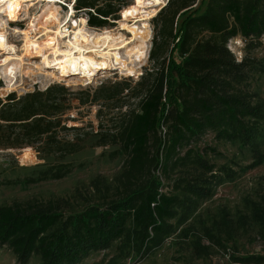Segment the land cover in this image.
<instances>
[{
    "label": "trees",
    "instance_id": "obj_1",
    "mask_svg": "<svg viewBox=\"0 0 264 264\" xmlns=\"http://www.w3.org/2000/svg\"><path fill=\"white\" fill-rule=\"evenodd\" d=\"M95 1L76 0L75 7L93 8ZM194 1L169 0L153 17L151 67L133 85L129 79L101 83L80 99L82 104L101 101L109 109L137 101L135 107L110 116L105 129L99 126L96 133L77 134L72 141L60 138V130L80 131L60 118L69 93L62 85L0 101L2 148L34 146L41 157L63 159L81 151L85 138L91 137L92 146L115 144L110 155L123 157L111 181L96 176L85 192L76 188L68 198L1 204L0 247L8 248L18 262L37 257L41 264H78L119 240L127 241L136 255H145L183 226L178 233L198 258L222 249L235 263L264 264V254H235L227 247L235 226L225 217L192 236V229L184 227L217 186L244 169L216 165L206 153L216 154L214 148L198 150L192 144L212 133L216 140L246 146L264 130V106L247 88L251 62L247 55L237 61L227 48L237 36L244 40V49L261 45L264 0H199L192 8ZM117 9L111 4L96 7L102 16ZM105 23L89 17L92 26ZM72 169L69 163H38L5 183L29 186L61 179ZM256 217L264 224V212ZM263 236L256 237L258 243Z\"/></svg>",
    "mask_w": 264,
    "mask_h": 264
},
{
    "label": "rangeland",
    "instance_id": "obj_2",
    "mask_svg": "<svg viewBox=\"0 0 264 264\" xmlns=\"http://www.w3.org/2000/svg\"><path fill=\"white\" fill-rule=\"evenodd\" d=\"M71 1L73 0H61L58 3L51 2L48 4L44 2L39 7L35 4L30 7L29 11L30 13H37V16L40 15L36 20L37 23L47 18L45 27L50 32L57 22L58 16L56 13L59 8L64 12L74 9L76 15L75 13L73 14L71 19L73 26L70 28L73 30L78 25V21L76 23V18L74 17L83 14V10L76 9L75 6L73 8L70 4ZM65 3L70 8L62 5ZM106 4H111L117 9L123 5L131 4V0L95 1L96 7L105 8ZM132 6L133 4L130 7L132 8ZM136 14L137 12L132 10L130 16H137L138 14ZM152 19L140 29L143 38L148 34L149 29H151V38L146 50L147 54L139 58L140 61L146 59L140 70L130 74L121 72L118 69V71L116 69H101L97 74L87 77L88 79L85 82L80 81L79 83H71L69 85L67 84L69 83L68 80H62L56 81L45 88L41 87L39 83H35L33 80L34 74H31V76L18 77L20 81L22 79L23 84L14 90L8 89L5 81L0 78V101L2 103L6 102L10 95H13L15 100H17L27 93L44 91L53 85H62L67 88L69 93L65 96V108L60 112V118L67 127H74L80 129V131L71 129L60 130L58 133L60 138L72 141L77 134L96 133L100 130L99 126L105 129L110 124V116L116 115L119 110L123 112L128 110V108L135 107L137 101L130 99L120 108L109 109L108 106L102 105L101 101L82 104L80 103V99L85 100L87 97L86 93L88 91L91 93L101 83L129 79L133 85L142 73L151 67L148 56L155 35ZM127 23L133 24V22ZM10 26L11 29L18 27L24 30L28 27V20L11 21ZM120 27L118 24L117 28ZM104 30L112 31L115 29L105 27L101 31ZM123 31L125 32V30ZM35 36L36 39L42 40L41 33H37ZM127 36H130V34H127ZM8 39L17 46L20 50L19 52L23 51L25 41L22 40V37L14 33L13 30H10ZM227 48L234 54L237 61H240L244 55L248 56L251 62V71L247 88L253 94L254 99L264 106V38H261V45L251 49H244V40L237 36L228 41ZM174 56L179 61L177 53H174ZM39 58L26 59L24 64V66L27 65L25 71L30 72L31 69H34L33 72H35L36 65L38 66L41 61V58ZM38 76L43 75L38 74ZM66 79H72V77ZM125 93L126 91L123 94ZM99 110L101 111L99 112ZM90 140L91 137L85 138L81 151L63 159L41 157L34 146H24L22 148L0 147V205L32 197L46 199L52 196H61L68 198L72 196L76 188L85 192L89 181L96 176L102 177L106 181H111L120 170L123 161V157L121 156L113 157L110 155L118 146L113 144L96 147L91 145ZM192 145L198 150L207 147L214 148L216 154L206 153L209 161L214 162L216 165L225 164L235 169L238 166L244 169L239 172L234 180L217 186L213 196L201 202L197 211L191 216L184 227L192 229L189 232L190 236H192L194 232L201 231L203 226L210 227L214 220H220L222 217H225L235 226L232 240L227 242V247L238 252L235 254H264V236L261 243H258L260 239H256L260 234H264V224L259 222L256 217V213L264 212V130L259 138L246 146L238 142L216 140L212 133L205 134ZM43 162L50 164L58 162L69 163L73 169L61 179L46 180L29 186L5 183L7 180H13L27 174L25 168ZM246 166L250 167L247 168ZM169 182L171 183V181ZM165 184V188L169 189L167 187L169 186L167 180ZM182 227L180 226L177 232L166 239L161 246L152 249L145 255H136L127 245V241L119 240L114 242L107 250L94 252L78 264H241L233 262L231 258L227 259L224 257L222 249H215L211 256L207 258L196 257L189 248L185 237L178 233ZM203 242L207 243V239H203ZM233 247H236V249ZM0 264L41 263L37 257H32L25 263L18 262L8 248L0 247Z\"/></svg>",
    "mask_w": 264,
    "mask_h": 264
},
{
    "label": "bare ground",
    "instance_id": "obj_3",
    "mask_svg": "<svg viewBox=\"0 0 264 264\" xmlns=\"http://www.w3.org/2000/svg\"><path fill=\"white\" fill-rule=\"evenodd\" d=\"M59 1L61 0H0V78L5 81L8 89L19 88L23 83L18 77L31 74H34V82L45 88L62 80H68L69 85L85 82L87 77L97 74L101 69H118L130 74L141 69L146 59L140 61L139 58L147 54L151 29L144 38L140 29L157 15L161 0H133L132 8L129 4L121 12L122 19L117 22L121 27L112 31L90 29L85 17L76 19L78 25L72 30L74 9L64 12L59 8L56 13L57 22L48 32L45 27L47 18L37 23L40 15L30 13V7ZM62 5L70 8L67 3ZM132 10L138 15L130 16ZM16 20H28L27 29H11L10 22ZM10 30L25 41L23 51L19 52L17 46L8 39ZM37 33L42 34V40L36 39ZM37 57L41 61L36 65V71L31 69L26 72L25 60ZM68 77L72 79H66Z\"/></svg>",
    "mask_w": 264,
    "mask_h": 264
},
{
    "label": "built area",
    "instance_id": "obj_4",
    "mask_svg": "<svg viewBox=\"0 0 264 264\" xmlns=\"http://www.w3.org/2000/svg\"><path fill=\"white\" fill-rule=\"evenodd\" d=\"M75 1L76 0L71 1V6L72 7L75 6ZM132 1L133 0H131V2ZM168 1L169 0H161V3L159 4V10H161L168 3ZM198 4H199V0H195L194 3L191 5V7L195 8V7L198 6ZM128 5L129 4L121 6L120 7L121 9L118 8L117 11L114 14L109 15V16H102V15L98 14L97 10H96V6L93 7V8H91V7L82 8L83 14H81L80 16H76V19H78L79 17H85L87 26L90 27V29H92V30H102L105 27H108V28H111V29H116L117 26H118V23H117L118 20L122 19V13H121L122 10H123L124 7H126ZM75 15H76V12H75ZM90 15L97 16L99 19L105 20L106 23L104 25H102V26H92V25L89 24ZM109 26H112V27H109Z\"/></svg>",
    "mask_w": 264,
    "mask_h": 264
},
{
    "label": "snow or ice",
    "instance_id": "obj_5",
    "mask_svg": "<svg viewBox=\"0 0 264 264\" xmlns=\"http://www.w3.org/2000/svg\"><path fill=\"white\" fill-rule=\"evenodd\" d=\"M157 2H159V0H157Z\"/></svg>",
    "mask_w": 264,
    "mask_h": 264
},
{
    "label": "water",
    "instance_id": "obj_6",
    "mask_svg": "<svg viewBox=\"0 0 264 264\" xmlns=\"http://www.w3.org/2000/svg\"><path fill=\"white\" fill-rule=\"evenodd\" d=\"M89 83V82H88Z\"/></svg>",
    "mask_w": 264,
    "mask_h": 264
}]
</instances>
